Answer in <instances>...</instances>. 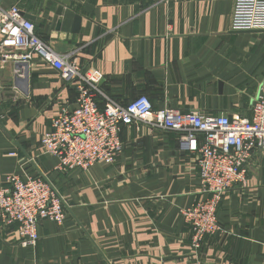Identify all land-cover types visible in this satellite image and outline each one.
<instances>
[{
  "label": "crops",
  "instance_id": "obj_1",
  "mask_svg": "<svg viewBox=\"0 0 264 264\" xmlns=\"http://www.w3.org/2000/svg\"><path fill=\"white\" fill-rule=\"evenodd\" d=\"M13 5L85 75L99 78L102 108L106 99L126 106L146 95L157 109L235 121L250 117L264 89V0L2 4ZM26 52L0 38V187L11 175L42 177L62 196L69 218L63 225L41 221L36 251L0 224V264H264L263 148L246 184L224 195L219 231L195 254L181 211L206 195L186 138L128 123L113 163L57 171L41 140L63 107H75V88L40 59L29 67L10 59Z\"/></svg>",
  "mask_w": 264,
  "mask_h": 264
},
{
  "label": "built area",
  "instance_id": "obj_2",
  "mask_svg": "<svg viewBox=\"0 0 264 264\" xmlns=\"http://www.w3.org/2000/svg\"><path fill=\"white\" fill-rule=\"evenodd\" d=\"M0 38L6 46L26 47V53L12 55L11 60L29 67L40 59L74 85L75 107H63L41 140L45 154L57 159V171H89L98 163H113L123 151L122 131L128 123L140 122L186 138L206 198L182 210L181 215L190 233V246L199 254L204 242L219 231L218 212L224 195L246 184L250 162L258 149H264V89L255 97L250 117L235 121L227 115L204 118L157 109L146 95L126 106L106 99L102 108L99 78L85 75L75 58L62 53L58 41L43 39L17 5L0 6ZM68 218L62 196L42 177L11 175L0 187V224L14 228L32 251L40 244L41 221L63 225Z\"/></svg>",
  "mask_w": 264,
  "mask_h": 264
},
{
  "label": "water",
  "instance_id": "obj_3",
  "mask_svg": "<svg viewBox=\"0 0 264 264\" xmlns=\"http://www.w3.org/2000/svg\"><path fill=\"white\" fill-rule=\"evenodd\" d=\"M4 0H0V6L3 4ZM24 18L26 19H33V17L31 15H26L24 13L21 14ZM81 22H82V18L79 15H76L74 17V23H73V29L72 31L74 33H78L81 27Z\"/></svg>",
  "mask_w": 264,
  "mask_h": 264
}]
</instances>
